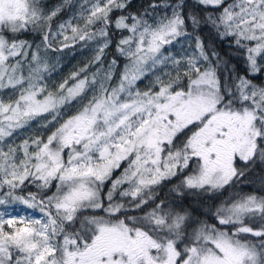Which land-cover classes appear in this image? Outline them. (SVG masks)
Instances as JSON below:
<instances>
[{
    "label": "snow or ice",
    "instance_id": "1",
    "mask_svg": "<svg viewBox=\"0 0 264 264\" xmlns=\"http://www.w3.org/2000/svg\"><path fill=\"white\" fill-rule=\"evenodd\" d=\"M0 264H264V0H0Z\"/></svg>",
    "mask_w": 264,
    "mask_h": 264
},
{
    "label": "trees",
    "instance_id": "2",
    "mask_svg": "<svg viewBox=\"0 0 264 264\" xmlns=\"http://www.w3.org/2000/svg\"><path fill=\"white\" fill-rule=\"evenodd\" d=\"M46 2L49 4H55L58 2V0H46ZM143 3H145V0H134L135 7H140V5ZM90 51V48L81 50L80 47L77 46L75 49H66L63 53H54L53 56H59L58 70L53 74L55 79L59 81L66 77L67 73L77 70V67L79 68V65H81V63L88 58H86V53ZM108 58H111L110 55ZM93 70L94 69H90V71ZM260 188L261 185L259 183H254L250 186V188H246L245 191H257Z\"/></svg>",
    "mask_w": 264,
    "mask_h": 264
},
{
    "label": "rangeland",
    "instance_id": "3",
    "mask_svg": "<svg viewBox=\"0 0 264 264\" xmlns=\"http://www.w3.org/2000/svg\"><path fill=\"white\" fill-rule=\"evenodd\" d=\"M86 54H87V55H86V58H87V57H88V58H87L85 61H83V62L81 63V65H79V68H80V67H83L84 64H85L88 60L91 59V57H92V55H93V52H92V50H91L90 52H87ZM77 69H78V67H77ZM73 71H75V70H73ZM69 73H70V72H69ZM69 73H67L66 76H67ZM140 87H143V83L140 85Z\"/></svg>",
    "mask_w": 264,
    "mask_h": 264
}]
</instances>
